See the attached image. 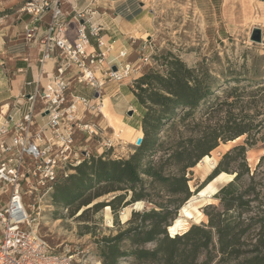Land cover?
Returning <instances> with one entry per match:
<instances>
[{
    "label": "rangeland",
    "instance_id": "obj_1",
    "mask_svg": "<svg viewBox=\"0 0 264 264\" xmlns=\"http://www.w3.org/2000/svg\"><path fill=\"white\" fill-rule=\"evenodd\" d=\"M134 1L139 2L142 8L151 10L154 29L149 35L136 34V39L130 41L129 44L134 43L132 47L127 48L129 52L127 62L134 65L137 72L120 84L108 83L104 87L100 104L101 111L104 109L106 113L103 111V115L86 114L83 124L95 125L97 133L89 136L78 132L77 147L85 150L89 154V159L94 156L96 160L99 158L113 161L126 160L135 154L136 141L144 135L141 130L129 126L130 123H138L142 115L140 109L135 106L130 107L134 101V97L130 94L131 88H135V80L141 78L149 69L162 72L164 68L161 64L166 62V59L178 58L188 68L195 69L200 78L203 74L208 76L209 84L214 89V96L209 104H204L202 110L197 112L194 120L190 119L192 121L190 125L195 128L179 126L175 130H170L168 126H164L158 134L159 142L165 141L172 145L189 138L196 131L205 129H216L217 133L224 132L225 129L222 127L229 118L237 122H245L250 126V135L258 138V141L252 148H247L245 160L242 157L238 158L235 162L229 163L227 168L230 172L237 169L244 171L243 165L247 164L250 173L245 172L240 184L243 188H247L251 183L255 185V192L250 194L249 198L256 200L252 203V207L254 214L257 213L258 206L261 203L264 205V164L261 168H257L261 157L264 156V90H262L264 89V0ZM28 2L30 1L0 0V26L7 22L10 25L16 24L24 15L31 17L27 12H22ZM258 37L259 41H257ZM97 77L100 80L102 78L100 74H97ZM227 88L230 90L223 93L222 89ZM88 91L93 98V91L90 88ZM111 100L130 107L134 115L125 114L123 121L113 113ZM124 111L125 109L123 113ZM1 112L0 106V114ZM0 120L3 121L1 116ZM196 124L199 126L196 127ZM247 138L248 135H244L227 144L220 142V146L208 156L218 165L228 151L246 145ZM148 155L150 156H146L144 164L150 161L156 167L162 164V174L165 176L178 174L177 168L165 161L169 156L166 152L158 151ZM213 171L211 164L206 162L189 170L188 178L191 180L192 191L196 192ZM144 180L145 188H148L144 191L146 197L137 202L132 199L133 193L127 190L106 194L91 205L81 207L85 199L102 191L95 184L96 182H93L91 190L83 192L72 204L73 199L56 201L53 198L54 189L46 195L42 204V208H45L39 221L42 237L54 253L60 254L65 249H72L81 253L82 264H105L100 251L103 239L115 237L120 232L136 226L141 218L133 219V214H143L158 209L161 204L175 211L179 205L183 208L192 198L199 195L193 193L189 201L183 202V196H170L157 184H151V179ZM227 184L219 182L216 187L219 190ZM129 186L124 183L114 188ZM138 189L140 190V187ZM122 194L128 195L124 202H128L127 207L119 208L117 212L107 207L99 211L93 209L94 204L110 202L114 197ZM200 201L202 199L194 203L198 204ZM210 202L211 205L221 209L219 200L213 198ZM209 205L206 203L200 207L204 214L201 220H188L182 215V208L177 210L176 220L180 218L185 224L184 228H190L194 224H208L204 211ZM183 227L178 230V234L187 231ZM129 246L128 243H123L120 248L124 250ZM154 247V244L145 245L148 249ZM219 260L220 256L216 255L212 264H218ZM203 261L204 258L199 260V262ZM116 264L138 263L134 258L127 256L120 258Z\"/></svg>",
    "mask_w": 264,
    "mask_h": 264
},
{
    "label": "trees",
    "instance_id": "obj_2",
    "mask_svg": "<svg viewBox=\"0 0 264 264\" xmlns=\"http://www.w3.org/2000/svg\"><path fill=\"white\" fill-rule=\"evenodd\" d=\"M161 66L164 68L162 72L149 69L135 80V88H131L134 95L132 106L140 109L142 115L138 123H130L129 126L141 130L144 135L143 143L137 147L135 154L126 160L116 161L96 160L94 156L85 158L80 165L68 168L73 174L58 178L53 198L59 202L73 199L72 204L83 192L91 190L93 182H96L102 191L85 199L81 207L91 205L106 194L127 190L133 193L132 199L137 202L146 197L144 191L148 188H145L144 179L148 178L152 180L151 184H157L170 196H183L182 201L186 202L193 193L197 195L222 172L235 175L234 180L214 196L219 200L221 209L211 204L206 207L204 213L208 224H194L186 232L172 237L169 227L176 221L177 210H181L182 205L174 211L161 204L158 209L133 214V219L141 218L136 226L115 237L104 238L100 246L101 255L105 264H116L120 258L127 256L134 258L138 264H212L216 255L220 256L218 264H264V205L261 203L254 214L252 203L256 200L249 196L255 192V185L251 183L243 188L240 184L245 172L250 173L247 164L243 165L244 171L237 169L230 172L227 168L238 158L245 160L247 148H252L258 138L250 135V126L245 122L229 118L222 127L224 132L205 129L172 145L159 142L158 134L164 126L170 130L179 126L195 128L190 125V119L194 120L197 112L202 110L204 104H209L214 96L208 76L203 74L200 78L195 69L188 68L180 59H166ZM229 90L222 89L223 93ZM244 135H248L246 145L228 151L203 185L193 192L188 171L217 149L220 142L227 144ZM158 151L169 155L165 161L174 165L178 174L165 176L162 174V164L156 167L151 161L143 163L146 156H150L149 153ZM263 164L264 156L257 168ZM124 183L130 186L114 188ZM127 198V194H122L110 202L94 204L93 209L99 211L110 207L117 212V209L128 206V202L124 203ZM123 243L130 246L123 250L120 248ZM147 244H154L155 247L145 248ZM201 258H204L203 262H199Z\"/></svg>",
    "mask_w": 264,
    "mask_h": 264
},
{
    "label": "built area",
    "instance_id": "obj_3",
    "mask_svg": "<svg viewBox=\"0 0 264 264\" xmlns=\"http://www.w3.org/2000/svg\"><path fill=\"white\" fill-rule=\"evenodd\" d=\"M65 1L31 0L22 10L31 15L32 24L51 12L39 40V62L42 67L53 62L56 75L52 84L29 95L27 113L16 118V113L1 112L0 264H82L80 252L65 249L54 253L44 240L39 222L45 211L42 204L60 175L71 174L69 167L89 157L77 147L76 135L97 133L95 125L83 122L86 114L103 115L100 102L104 87L120 84L137 72L127 62L126 48L104 42L102 26L92 23L91 10L76 14V36L70 40L62 9ZM26 38L34 39L35 29L28 28ZM91 38L96 39L94 48ZM70 74L78 83L88 84L94 97L78 95L69 88ZM38 118L47 120L44 127H39Z\"/></svg>",
    "mask_w": 264,
    "mask_h": 264
},
{
    "label": "crops",
    "instance_id": "obj_4",
    "mask_svg": "<svg viewBox=\"0 0 264 264\" xmlns=\"http://www.w3.org/2000/svg\"><path fill=\"white\" fill-rule=\"evenodd\" d=\"M19 1V0H16ZM31 1V0H22ZM68 22L70 40L76 36L77 13L92 11V23L101 25V35L106 44L114 43L119 48H130L136 39V34L149 35L154 29L151 10L142 8L134 0H66L62 6ZM51 12L45 14L41 21L31 23V17L24 15L16 24L9 22L0 26V106L5 114L16 113V118L27 113L30 109L29 95L37 88H46L53 83L56 75L55 65L49 62L43 67L40 64V37L44 35L50 22ZM35 29V38L27 39L26 30ZM92 47H96V39L91 38ZM104 50V48H102ZM128 50V49H127ZM74 74L69 75L70 87L81 96L91 98L90 88L85 83H78ZM126 85V84H125ZM130 94L134 97L133 93ZM113 113L123 119L133 106H124L111 100ZM125 109L124 113L123 110ZM1 117H3L0 114ZM45 118H38L39 127L46 124ZM4 159L6 156H2Z\"/></svg>",
    "mask_w": 264,
    "mask_h": 264
},
{
    "label": "bare ground",
    "instance_id": "obj_5",
    "mask_svg": "<svg viewBox=\"0 0 264 264\" xmlns=\"http://www.w3.org/2000/svg\"><path fill=\"white\" fill-rule=\"evenodd\" d=\"M104 107V106H103ZM105 110L107 108L105 107ZM104 111V109H103ZM102 111V112H103ZM106 113V111H104ZM202 162L210 163L211 169L214 170L217 167V163L215 160H213L211 157L206 156L203 158V160L197 165L199 167ZM235 175H230L227 173L222 172L219 174V176L214 179L211 183H209L205 188H203L198 194V197L192 198L181 210L182 215L186 217L188 220H201L204 217V214L202 213L200 207L204 206L206 203L211 204V200L214 198L215 194L218 193V188L216 187V184L219 182H226L229 183L234 180ZM199 199H202L198 204H195L194 202H197ZM107 209H110V207H107ZM188 224V223H187ZM186 224V225H187ZM185 226L184 222L178 218L175 223L169 227V233L172 237H174L176 234H178V230ZM184 228V227H183ZM189 228L186 227L184 230H188Z\"/></svg>",
    "mask_w": 264,
    "mask_h": 264
},
{
    "label": "water",
    "instance_id": "obj_6",
    "mask_svg": "<svg viewBox=\"0 0 264 264\" xmlns=\"http://www.w3.org/2000/svg\"><path fill=\"white\" fill-rule=\"evenodd\" d=\"M257 41H259V37L257 38ZM114 71H116V68L113 69ZM134 115V111L133 110H130L128 112V116H133ZM143 143V137L141 138H138L137 141H136V146L137 147H140ZM205 188V187H204ZM198 194V193H197Z\"/></svg>",
    "mask_w": 264,
    "mask_h": 264
}]
</instances>
